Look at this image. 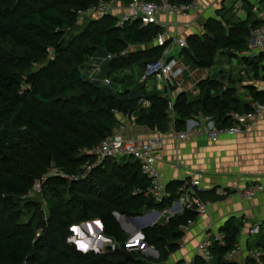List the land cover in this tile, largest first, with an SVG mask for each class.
I'll return each instance as SVG.
<instances>
[{
    "label": "trees",
    "instance_id": "1",
    "mask_svg": "<svg viewBox=\"0 0 264 264\" xmlns=\"http://www.w3.org/2000/svg\"><path fill=\"white\" fill-rule=\"evenodd\" d=\"M99 1L17 0L2 13L0 35L15 47H28L38 55L28 58L15 54L14 59L39 66L24 76L0 71V207L12 214L8 224L0 221V264H105L110 258L108 254H82L68 244L72 227L96 220L102 223L104 236L121 248L114 253L126 258L122 264H141L135 257L123 254L129 237L114 214L136 218L170 209L179 198V189L186 183L170 182L167 185L169 196L157 202L149 195L148 177L133 158L107 157L93 166L96 163L91 150L121 124L116 112L135 114L138 125L164 135L172 127L178 132L185 131L187 120L198 115L213 119L218 127H229L232 126L231 113H248L253 110V103L264 104V88L245 83L243 88L248 97L242 99L233 97L234 92L224 87L221 77L208 76L198 83V95L190 97L183 92L176 96L174 119H171L169 90L160 92L139 82L132 88L115 90L85 80L82 67L90 56L112 55L107 59L106 68L110 79L114 62L124 63L128 55L122 54L129 46H150L154 37L162 32L154 24L134 23L119 28L117 18L106 15L88 23L91 40L83 44L70 32L79 26L78 11ZM171 1L190 4L193 0ZM255 1L257 12L248 0L245 18L237 17L232 8L218 10L215 17L204 23L203 33L187 38L188 47L182 49L179 57L185 55L196 68L207 71L217 64V56L229 62L241 58L248 74H255L259 63L264 61V51L249 54L250 41L252 32L264 25L257 14L264 0ZM152 46L137 51L147 55L144 67L139 68L140 77L144 76L148 63L161 58L167 45ZM112 83L113 80L109 86ZM141 99L148 100L150 106L142 107ZM76 102H82L84 108L75 106ZM88 165L93 166L89 171L86 170ZM39 183L48 208L42 234L37 225L21 223L18 212L23 204V208L39 214L37 209L34 211L35 204L30 198ZM227 195L217 194L215 190L200 192L205 202H218ZM198 216L194 210H185L170 217L165 224L143 230L144 243L159 251L160 264H165L179 249L184 227L189 221H197ZM121 221L127 227V220L121 217ZM243 226L244 222L238 223L235 217L228 219L220 230L225 244L215 243L212 261L207 262L197 255L195 264H239L225 257L239 243ZM98 227H101L99 223ZM261 229L264 231V225ZM75 231L78 238L89 235L87 231L79 236L77 229ZM133 233L141 239L140 231ZM95 241L87 240L79 245L93 249ZM255 246L264 250V233ZM245 264H264V257L261 263L248 259Z\"/></svg>",
    "mask_w": 264,
    "mask_h": 264
},
{
    "label": "built area",
    "instance_id": "2",
    "mask_svg": "<svg viewBox=\"0 0 264 264\" xmlns=\"http://www.w3.org/2000/svg\"><path fill=\"white\" fill-rule=\"evenodd\" d=\"M122 3L118 1H105L100 0L97 4L90 5L78 11V18L94 20L96 18H102L106 15H110L117 18V27L122 28L127 24L139 23L141 26H148L154 24L162 29L152 41L153 46H159L168 40H171L161 56V58L155 62L147 64L145 74L141 80L147 87H149L148 80H155L156 89L169 90V109L172 116L175 98V93H181L182 89L177 81H183L181 78L185 74L187 68L181 62L180 57L177 59L169 56L176 48L185 49L188 46L187 39L178 35L170 36L167 31L169 23L161 19L162 15L177 16L179 14H186L190 11L196 12L200 9V0H193L190 4H179L172 2L171 0H159L147 1V0H132L131 5L127 6L120 14L117 12L121 7L116 5ZM254 12H257V6L253 8ZM255 40V49L264 50V27L256 29L252 32ZM111 59L112 55L106 57ZM193 76V74H192ZM91 80V79H90ZM94 81V80H92ZM102 83L109 86L111 81L106 78ZM171 90H174L171 92ZM140 105L144 108L150 106V102L146 99L140 100ZM253 110L248 113L233 112L229 115L232 120V126L218 127L216 122L204 116H198L194 119H189L192 123V128L185 131H176L175 138L180 141H187L190 136H204L210 141H217V139L225 134H233L238 131H246L252 122L264 117V104L253 103ZM121 117L126 123L122 122L117 128L113 130V133L104 141H102L97 147H94L90 154L95 158V165H99L107 157L115 158H133L140 166L143 174L148 177L149 195L157 202H162L169 194L167 193V185L160 173V170L156 166V162L159 160L160 152L162 149V140L160 138H151L145 141H140L135 138L126 139L122 136V133L126 131L127 127L138 126V117L135 114L124 115L121 113ZM187 121V122H188ZM187 125V124H186ZM88 165L86 170L89 171L93 166ZM52 173H56L57 170H51ZM203 175L201 173H195L190 179L185 180L186 185L179 189V198L173 203L180 204L181 212L185 210H194L200 215L207 213L211 202H205L200 198V192L204 191L202 185ZM41 186V183L34 187L33 192L37 191V187ZM227 191L219 190L218 194L226 195ZM264 193L263 185H255L245 189L240 195L247 199L252 200L258 194ZM168 210V209H167ZM165 210V211H167ZM181 213V214H182ZM193 222L189 221L184 230H188ZM248 232L251 236H258L261 234L262 229L259 223H252L248 225ZM215 243L219 245L225 244V237L221 233L219 234H207V236L199 243L197 247V255L203 258L205 261L210 262L213 260L212 248ZM243 248L237 244L233 250L227 255L226 259L229 261L235 260ZM246 254L249 258L256 261H261L264 257V250L262 248H247Z\"/></svg>",
    "mask_w": 264,
    "mask_h": 264
},
{
    "label": "crops",
    "instance_id": "3",
    "mask_svg": "<svg viewBox=\"0 0 264 264\" xmlns=\"http://www.w3.org/2000/svg\"><path fill=\"white\" fill-rule=\"evenodd\" d=\"M250 1L256 6L255 0ZM245 2L248 3V0H200V9L196 12L190 11L177 16L162 15L161 19L169 23L167 31L170 36L178 35L187 39L191 35L203 33L204 23L209 18L215 17L217 11L223 8H232L237 17L245 18V9H247ZM263 6L260 7L262 13H257L262 20H264ZM249 54H254V51ZM206 78L203 75L192 87L193 91L198 89V83ZM94 82L98 83L97 80ZM154 88L156 89L155 85ZM120 121L126 123L125 120ZM126 130L128 131L125 136L140 141L154 137L162 140V149L159 150L161 157L157 167L166 185L172 181H183L195 173H201L203 175L201 182L205 191L215 190L218 194V191L222 190L228 193L223 200L211 202L207 213L199 217L186 231L182 239L183 248L179 252H183L185 256L189 255L190 259L197 256V247L207 234H219L225 222L235 217L238 223L244 222L238 243L243 250L235 262L245 264L251 259L247 256L246 249L256 247L255 244L264 231L262 229L260 235L251 236L248 225L252 223L264 225V193L247 200L240 195V192L252 185H264V118L257 120L249 131L241 135L221 136L217 144H212L204 136L193 137L188 142L175 141L170 135L162 136L157 131L140 125L128 126ZM256 262L261 263V261Z\"/></svg>",
    "mask_w": 264,
    "mask_h": 264
},
{
    "label": "rangeland",
    "instance_id": "4",
    "mask_svg": "<svg viewBox=\"0 0 264 264\" xmlns=\"http://www.w3.org/2000/svg\"><path fill=\"white\" fill-rule=\"evenodd\" d=\"M16 1L17 0L0 1V19L2 18V13H3L4 9L11 6ZM131 2L132 1L117 3L116 5L121 6L118 9L119 12H117V13L120 14L121 11H123L127 6L131 5ZM245 4H246V6H248L247 2H245ZM260 13H262V12L259 11V14ZM100 19L101 18H96L93 21L100 20ZM90 21H92V20H89L88 18L80 19L79 23H78L79 26L77 27V30H73L70 32V34H72L74 36L76 35L77 37H79L82 40L83 44L89 43V41L91 40L90 32H89V30H87V28H88L87 25ZM250 44H252V40L250 41ZM151 46H152V44L150 46L149 45H146V46H143V45H141V46H129L128 49L126 51H124L122 54V56L128 55L124 59V63L121 61H118V60L116 62H114V65H113L114 73L109 76L110 80L111 81L113 80V83L111 86H106L104 84H101V82H103L108 77V74L106 73V68H107L109 63H108V60L106 58L107 56H105L104 53L94 54V56H90L87 59V61L85 62V65L82 67V77L85 80L86 79H91L94 81L97 80L98 84L101 85L102 88L112 87L115 90H122L123 88H127V87L132 88L133 86L137 85L138 82L142 83L141 80L143 77L139 76V70H140L139 68H141L140 65H143V67H144V62L147 59L146 53H144V52L138 53L137 51L144 50V49L148 50L149 48H151ZM15 54H18L21 57H28V58H30V57L37 58L38 57L37 53L35 51L31 50L30 48H28V47H23V48L15 47L12 43H10L9 39L2 37L0 35V71H13L14 73L23 74V76H24L27 73L34 71L38 68L39 64H37V63H31V64L30 63H19L17 60L14 59ZM180 59H181V62L187 68V70L181 78L183 81H177V83L180 84L182 91L187 92V95L190 97L196 96V94L198 93V89L193 91L192 87L195 85L196 82H198V80L201 77H203V75L205 77L209 76L212 78L221 77L219 79L223 81L224 87L225 88L226 87L231 88V90L234 92V93H232L233 97H240L242 99L246 98V96L248 97V95H246V90L243 88V85L245 83L257 85V87H259L261 89L264 88V81L262 80V79H264V71H263L264 61L259 63V65H258L259 69H258V71L255 72V74L254 73L248 74V72L243 67V62H242L241 58H235V59H233L232 62H229L227 60H224L223 58L220 59V57L217 56L216 61H215V63H217V64H215L212 67V69H210L208 71L204 68H196V66L192 65L190 59L186 58L185 55H182L180 57ZM221 72L226 73V74H222ZM192 74H193V76H192ZM155 83L156 82L154 79H149L148 84H150L151 86H149L148 88L149 89L153 88ZM173 91L174 90H171V92H173ZM175 95H179V94L175 93ZM74 105L80 107L81 109L84 108V104L82 102H76ZM115 116L117 117L118 120H123V118L121 117V113L116 112ZM170 117H171V119H174V116H172L171 113H170ZM262 118H264V117H262ZM260 119H258V120H260ZM255 122H252V124L247 127L248 129L246 131H243V132L238 131V132L233 133V134H225V136L235 137V136L241 135L242 133L249 131L254 126ZM115 128H117V126ZM190 128H192V123H190V121H188L186 130H188ZM172 130H175L174 127H172V129L169 133L164 134V135H170V137L173 140L180 141V140H177L175 138V132ZM127 131L128 130L123 132L122 136H124L126 139H129L131 137L125 136V133ZM162 136H163V134H162ZM193 137H196V136H193ZM193 137L190 136V138L187 141H183V142H188ZM220 138L221 137H219L217 139V141H211V143L212 144L219 143ZM157 162H156V166H157ZM256 185H260V184H256ZM253 186H255V185H252L250 187H253ZM244 190H242V192ZM242 192H240V194ZM30 198H33L32 201L35 204V210L34 211H36V209H37L39 211V214L36 215V214L28 211V209L23 208V204H21L19 209H18V212L20 214V221H21V223L31 222V223L37 225L38 227H40L39 230H40V233L42 234L44 232L43 231L44 230L43 225L46 224L45 222H46L47 217H48V208H47L45 200L43 198L42 187L41 186L37 187V191L33 192L32 196H30ZM158 212H160V211H158ZM181 213L182 212H181L180 204L176 203V204H174L173 208H170L165 212L164 211L161 212V216L159 218L155 214V211H154V212L148 213L149 215L151 214L149 216V218H147L143 221H138V222L131 220L134 217H126L124 215H120L119 213L114 214L117 222L119 223L121 228L125 231V233L129 237L128 242L126 244V249L123 250V254H125V256L132 258V259H134V257H135L137 259V261L141 262V264H160L159 251L155 247L149 246V245L144 243V236L142 233L143 231L141 230L140 227H143L146 224L153 223V222H155L154 226H156L158 224L161 225V224H163L164 220L167 219V221H168L170 219V217H172L176 214H181ZM32 214H34L33 217L31 216ZM11 215L12 214L10 211L0 207V221L1 222L8 224L10 221ZM198 215H199L198 218L203 216V214L200 215L199 213H198ZM121 217H123L125 220H127V223H126L127 227H125L123 225V222L121 221ZM141 217H143V216H141ZM140 219H142V218H140ZM128 221H131L133 224H130ZM92 222H94V223H92ZM192 222L193 223L191 224V226L196 221H192ZM90 223H92V224H90ZM98 223L101 226L100 228L98 227ZM86 224H88V225L84 226ZM96 224H97V226H96ZM89 225H91V227ZM75 229H77L79 236L82 235L83 233H87V231H88L89 235L85 234L86 236H84L82 238H78V236L76 235ZM138 231H140L141 239L136 238L134 233H133V232L137 233ZM186 231L187 230H184L185 234H186ZM40 233L37 235L39 236ZM70 235L71 236L68 239V244L71 246H74L76 248V250L78 252H81L82 254H89L92 252L93 253H99V254H108L110 258L108 259L107 262H105V264H122L126 260V258L124 259L122 257H119L116 255V253H114L115 250H120L121 248L118 245H116L113 240L104 236L103 225L100 222V220L86 222V223H82L78 226H74L70 230ZM82 240L83 241L96 240L95 242L92 243L93 249H88V248L86 249L85 246H82V248H81V245H79V243L83 242ZM182 248H183V244L181 241L179 249L170 255L168 261L165 262V264H195V259H196L195 257L196 256H193L192 259H190L189 255L185 256L184 254H182L183 252H179ZM114 259H118V260L113 261ZM235 260H233V261L235 262Z\"/></svg>",
    "mask_w": 264,
    "mask_h": 264
},
{
    "label": "water",
    "instance_id": "5",
    "mask_svg": "<svg viewBox=\"0 0 264 264\" xmlns=\"http://www.w3.org/2000/svg\"><path fill=\"white\" fill-rule=\"evenodd\" d=\"M181 52H182V49H181V48H176V49L171 53V55L169 56V59H171V58H174V59L179 58ZM152 212H154V211H152ZM150 213H151V212H150ZM155 214L158 216V218L161 216V212L155 211ZM117 215H118V214H117ZM150 215H151V214H150ZM150 215L147 214V215H144L143 217L132 218L131 220H133V221H135V222L143 221V220L149 218ZM140 218H142V219H140ZM166 221H167V219L164 220L163 224H165ZM92 223H94V222H92ZM154 225H155V222H153V223H148V224H146L145 226L140 227V228H141V230L143 231V230H145V229H147V228H149V227H153ZM110 249H111V248H110ZM96 251H97V250H96Z\"/></svg>",
    "mask_w": 264,
    "mask_h": 264
},
{
    "label": "bare ground",
    "instance_id": "6",
    "mask_svg": "<svg viewBox=\"0 0 264 264\" xmlns=\"http://www.w3.org/2000/svg\"><path fill=\"white\" fill-rule=\"evenodd\" d=\"M264 27V25L261 27V28H263ZM260 29V28H259ZM170 42L171 41H166L165 43H163L162 45H159V47H165L166 45H168V44H170ZM254 43V44H253ZM254 45H255V40H254V38H252V45H251V48H252V50L254 51V54H257V53H259V52H261V51H264V50H262V49H259V50H257V49H255V47H254ZM188 47V46H187ZM104 84V83H103ZM198 116H200V115H198ZM197 116V117H198ZM201 116H203V115H201ZM196 117V118H197ZM205 117V116H204ZM231 119V118H230ZM155 138V137H154ZM163 143V142H162ZM193 176V175H192ZM191 178V177H190ZM190 178H186V179H184L183 181H185V180H188V179H190ZM90 224H92V223H90ZM86 225H88V224H86Z\"/></svg>",
    "mask_w": 264,
    "mask_h": 264
}]
</instances>
